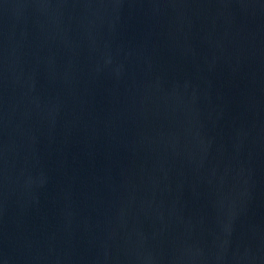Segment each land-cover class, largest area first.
<instances>
[{"label":"water","instance_id":"obj_1","mask_svg":"<svg viewBox=\"0 0 264 264\" xmlns=\"http://www.w3.org/2000/svg\"><path fill=\"white\" fill-rule=\"evenodd\" d=\"M0 264H264V0H0Z\"/></svg>","mask_w":264,"mask_h":264}]
</instances>
